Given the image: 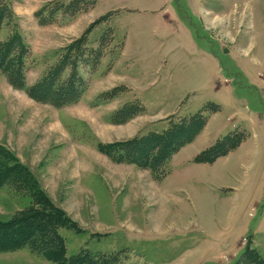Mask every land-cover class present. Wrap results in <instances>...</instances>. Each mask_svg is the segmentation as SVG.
I'll use <instances>...</instances> for the list:
<instances>
[{
    "label": "rangeland",
    "instance_id": "rangeland-1",
    "mask_svg": "<svg viewBox=\"0 0 264 264\" xmlns=\"http://www.w3.org/2000/svg\"><path fill=\"white\" fill-rule=\"evenodd\" d=\"M74 1H0L9 7L0 43L24 39L28 86L88 33L76 102H35L0 73V148L69 220L58 231L62 255L241 264L254 251L264 260V0H78L75 13ZM200 112L205 129L161 181L103 153ZM223 141L239 146L195 163ZM34 202L3 188L0 221ZM0 264L53 262L24 248L0 252Z\"/></svg>",
    "mask_w": 264,
    "mask_h": 264
},
{
    "label": "trees",
    "instance_id": "trees-1",
    "mask_svg": "<svg viewBox=\"0 0 264 264\" xmlns=\"http://www.w3.org/2000/svg\"><path fill=\"white\" fill-rule=\"evenodd\" d=\"M79 2L77 0L73 3L74 13ZM45 10L46 7L38 13L39 17H42ZM8 12V4L0 6V32L9 21ZM87 34L65 51L66 54L51 74L45 75L34 86H28L26 63L29 50L21 35L15 32L9 40L0 43V73L7 77L14 88L25 92L35 102L55 107L76 102L81 97L83 87L82 80L79 79V67L88 65L85 59L87 49L83 50ZM98 57H101V54ZM192 117L190 120L184 119L179 123L170 124V129L161 134L154 133L146 138L138 137L123 144L110 145L111 149L107 151L104 148L103 153L116 163H128L143 170H150L153 177L161 181L166 176L173 157L192 144L206 127L207 121L202 112ZM225 141L218 142L200 154L195 163H212L239 146L233 141ZM16 160L13 154L0 148V190L17 188L22 196L35 201L34 211L8 222L0 221V252L28 248L42 253L53 264H110L107 261L99 262L97 258L73 256L69 259L62 255V240L58 231L65 223L70 222L54 207L50 199L37 190L36 181L32 179L29 170ZM246 252L241 264H264V260L256 252Z\"/></svg>",
    "mask_w": 264,
    "mask_h": 264
},
{
    "label": "crops",
    "instance_id": "crops-1",
    "mask_svg": "<svg viewBox=\"0 0 264 264\" xmlns=\"http://www.w3.org/2000/svg\"><path fill=\"white\" fill-rule=\"evenodd\" d=\"M128 50V51H127ZM127 50H126V52H129L130 51V49L129 48H127ZM128 57H126V59H127Z\"/></svg>",
    "mask_w": 264,
    "mask_h": 264
}]
</instances>
